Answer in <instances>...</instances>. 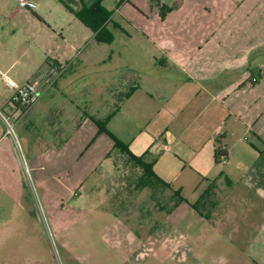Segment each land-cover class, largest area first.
<instances>
[{"label": "crops", "instance_id": "0c3cea01", "mask_svg": "<svg viewBox=\"0 0 264 264\" xmlns=\"http://www.w3.org/2000/svg\"><path fill=\"white\" fill-rule=\"evenodd\" d=\"M34 1L36 11L21 10L13 0L8 13L10 4L0 0V15L18 26L10 32L39 33L61 43L42 68L24 64L27 79L22 82H18L20 73L12 72L22 65L27 50L12 63L10 54L0 52V72L19 84L36 83L39 90L37 100L22 107L12 102L13 90L0 77V181L17 176L23 163H28L25 151L30 149L38 154L50 151L51 164L63 163L72 154L75 167L89 160L88 170L96 169L116 149L107 135L98 136L94 119L111 116L108 130L127 143L114 131L124 125L121 115L134 112L135 105H148L149 121L160 122L171 133L164 138L163 150L178 149L180 156L171 155L173 164L162 163V158L149 159L145 152H134L131 142L127 144L135 155L154 163L156 174L174 190L195 203L214 183L215 197L219 183L240 184L264 200V0H56L58 5L55 0ZM47 1L56 16L38 15ZM98 2L112 13L105 24L113 34L111 43L97 42L93 30L75 15ZM39 17L43 27H25L31 21L23 23V19ZM123 24L140 35H133ZM119 33L143 44L138 51L118 45L106 49L118 42L125 47ZM142 52L150 59L148 69L142 70L139 61L132 65L125 61L141 59ZM82 113L87 115L89 141L98 138L100 146L80 159L77 134L81 128L76 122ZM219 130L226 133L225 163L216 162L212 141ZM102 148H107L106 156ZM215 211L216 206L205 212L214 227Z\"/></svg>", "mask_w": 264, "mask_h": 264}, {"label": "rangeland", "instance_id": "374dc122", "mask_svg": "<svg viewBox=\"0 0 264 264\" xmlns=\"http://www.w3.org/2000/svg\"><path fill=\"white\" fill-rule=\"evenodd\" d=\"M2 2L11 7L13 0ZM39 14L56 16L57 11L48 2ZM39 19L43 20L23 19V23L29 20L25 27L38 30L45 25ZM16 27L0 15V38L4 39L0 52L10 54L11 63L26 50L28 53L12 72L18 71V82H22L27 79L24 64L42 68L61 42L39 37V33L13 35L10 30ZM118 36L125 39V47L118 42L106 49L118 45L125 51H138L143 44L138 39L127 40L125 34ZM147 55L142 52L141 59L125 61L131 65L139 61L146 70L150 67ZM135 108L121 115L124 125L114 131L131 142L137 154L145 152L149 159L162 158V163L173 164L171 155L180 156L178 149L163 150L164 138L171 133L160 122L149 121L148 105ZM79 114L77 147L82 159L100 143L95 137L89 141L87 115ZM101 152L108 150L102 148ZM49 154L47 150L45 154L25 151L28 163H23L17 176L0 181V264H264V200L242 185L219 183L214 198L218 204L212 212L214 227L187 204L173 209V190L138 188L142 172L120 151L111 150L106 163L91 171L89 160L75 167L74 155L68 154L65 162L51 164ZM212 208L207 205L205 212Z\"/></svg>", "mask_w": 264, "mask_h": 264}, {"label": "trees", "instance_id": "16d2710c", "mask_svg": "<svg viewBox=\"0 0 264 264\" xmlns=\"http://www.w3.org/2000/svg\"><path fill=\"white\" fill-rule=\"evenodd\" d=\"M120 2L128 0H119ZM71 10V9H70ZM164 14V11H162ZM75 15L80 19L86 26L91 28L96 34V41L99 43H111L113 41V34L109 31L105 24L110 19L112 13L106 11L100 4L96 3L90 8H85L79 12H75ZM111 116L106 120H97L94 119V122L98 128V136L105 134L113 142L114 149L120 151L122 154L126 155L130 162L133 163L135 167L141 170L142 175L140 176L136 186L138 188L145 187H165L173 190V195L175 196L174 208H177L180 204H187L190 208L199 214L202 218L209 220L208 213H205V208L207 205L213 207L217 206V202L214 199L215 193L214 189L216 188L215 183L210 185V187L201 195L200 199L195 203L189 202L182 194L181 190H174L170 183L165 182L161 179L154 170V163L147 162L143 156L135 155L129 145L111 133L108 128V122ZM212 141L216 150V162L222 163V157H228V146L226 142V133L223 130L215 131L212 134Z\"/></svg>", "mask_w": 264, "mask_h": 264}, {"label": "built area", "instance_id": "2783aa9c", "mask_svg": "<svg viewBox=\"0 0 264 264\" xmlns=\"http://www.w3.org/2000/svg\"><path fill=\"white\" fill-rule=\"evenodd\" d=\"M19 9L26 11H36L38 4L34 0H17ZM1 79L6 83L7 87L13 90L12 102L22 107L31 106L39 95L36 83L26 82L19 84L14 81L6 72H0ZM10 132L14 133L13 126L9 124ZM222 162L227 161L226 157H222Z\"/></svg>", "mask_w": 264, "mask_h": 264}]
</instances>
